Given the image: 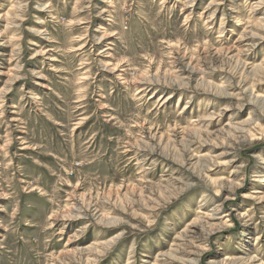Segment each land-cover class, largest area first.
I'll return each instance as SVG.
<instances>
[{"label":"rangeland","instance_id":"obj_1","mask_svg":"<svg viewBox=\"0 0 264 264\" xmlns=\"http://www.w3.org/2000/svg\"><path fill=\"white\" fill-rule=\"evenodd\" d=\"M0 264H264V0H0Z\"/></svg>","mask_w":264,"mask_h":264}]
</instances>
